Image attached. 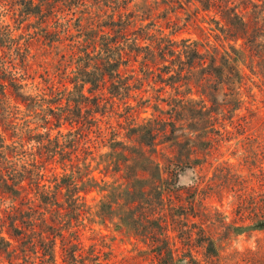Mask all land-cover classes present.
Returning a JSON list of instances; mask_svg holds the SVG:
<instances>
[{"label": "trees", "instance_id": "obj_1", "mask_svg": "<svg viewBox=\"0 0 264 264\" xmlns=\"http://www.w3.org/2000/svg\"><path fill=\"white\" fill-rule=\"evenodd\" d=\"M187 26L200 38H177ZM248 83L264 91V0H0V260L211 264L195 260L201 248L219 262L210 228L226 238L232 223L208 201L223 205L243 178L230 159L264 132ZM100 149L121 183L93 175ZM212 158L215 185L180 188L181 172ZM241 184L234 229L264 231V197L247 218ZM107 224L134 240L130 255L116 259L93 228Z\"/></svg>", "mask_w": 264, "mask_h": 264}, {"label": "rangeland", "instance_id": "obj_2", "mask_svg": "<svg viewBox=\"0 0 264 264\" xmlns=\"http://www.w3.org/2000/svg\"><path fill=\"white\" fill-rule=\"evenodd\" d=\"M168 32V31H166ZM176 37H190L192 39L200 38L199 31L194 28L193 26H187L184 29H181L179 33H176ZM136 71H138V66L135 65ZM151 86L153 84L149 81V85L144 82L142 90L145 92L142 93L144 98L149 99L150 102L153 104V97L155 96V92L151 89ZM252 88L251 93H249L250 89ZM175 93L167 89L166 94H163V97L167 96H173ZM250 94H253V97H250ZM244 96L246 105L251 110L255 111L258 116L264 118V91H259L257 88L252 86L251 83H248L246 86V89L244 90ZM132 105L136 104L134 101L131 102ZM164 109H167L165 104L162 105ZM123 105H119L118 112H123ZM152 112V109L148 108V111L146 114H142L141 117L149 116ZM105 120V118H104ZM116 121L123 122V119L117 120V116L111 117V122L113 125L116 124ZM252 134V133H251ZM253 136H259L258 143H251L249 142V145H247V149L245 150V156L246 159L243 161L241 158L242 152L244 150L240 149L238 152L239 157L231 158L230 163L234 165L232 168V171H236L237 176L243 177L242 180L234 179L231 182L232 185V191L228 194H223L222 197V206L217 202L216 197H213V200H210V204L213 207H216L218 211H220L224 216L227 217L225 219V222L232 223V227L229 229L230 233H228V236L226 238H223L220 235H223L222 229L220 226H218L217 223H215V226H212L211 233L215 237L219 236V241L221 242L222 249L220 252L219 257H221L220 261L217 262L213 260L212 258L207 259L206 255L203 253V250L195 249L193 250V255L195 260L200 261L202 263H206V261L211 264H261L262 259L261 257H264V231H250L248 229H244L243 231H236L234 228L237 226H240V221H238V212H237V203H238V196H239V189L240 184L242 185V188L245 190L242 192L246 199V204L244 205L246 207V217L251 218L253 217V213L258 212L257 210V203L263 199L264 197V188L262 186L261 180H262V173L264 172V132L260 131L258 133H253ZM92 136V134H91ZM159 150L161 151V156L170 155L172 152L170 150L169 145L160 146ZM106 149H100L98 152H94V155L92 156V160L89 159V162H91V168H93L95 171L93 172V175L97 178H103L104 180L108 182H119L121 183L122 180L119 179V175L114 174L110 169L104 170V163H102V160L104 158L100 157V154H103L106 152ZM231 150L226 151L224 157L229 158L231 157L229 153ZM224 153V152H223ZM94 158V159H93ZM243 162H241V161ZM208 162H213V166L210 167L208 163L203 164L202 169H195V170H185L179 174V177L177 179V183L180 186V188H186L192 186L194 181H196V178L202 177L205 183H210L211 185L216 184V179H214L213 171L214 166L216 165V162L214 161V158L209 159ZM97 163H100V166L98 169H95L97 167ZM241 164V165H239ZM58 171H60L59 168H57ZM100 172V173H99ZM50 173H48V176ZM91 197H95L97 199V195L95 193L90 194L88 199ZM89 203L92 204L94 201L89 200ZM252 203V204H250ZM252 213V214H251ZM245 215V213H244ZM218 220H221L220 217H218ZM249 221H245V224H247ZM108 227L98 226L94 225L93 228L96 232H101L102 234L107 235L110 237V239H114L112 241V247L115 253L116 259H121L123 256L130 255L128 253L129 250H131V242H134V240L127 239L122 233H119V229H117L113 224H107ZM243 232L241 235H236L234 233ZM94 234H91L89 231H86L84 235L82 236V240L88 244L90 238L93 237ZM218 239V238H217ZM205 255V256H204ZM0 264H8L5 259L1 258ZM264 264V262L262 263Z\"/></svg>", "mask_w": 264, "mask_h": 264}]
</instances>
